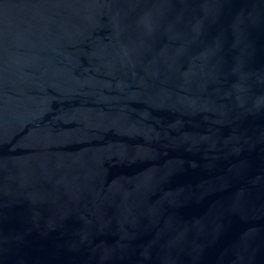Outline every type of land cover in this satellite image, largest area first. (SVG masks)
<instances>
[{
    "label": "water",
    "instance_id": "1",
    "mask_svg": "<svg viewBox=\"0 0 264 264\" xmlns=\"http://www.w3.org/2000/svg\"><path fill=\"white\" fill-rule=\"evenodd\" d=\"M0 264H264V0H0Z\"/></svg>",
    "mask_w": 264,
    "mask_h": 264
}]
</instances>
